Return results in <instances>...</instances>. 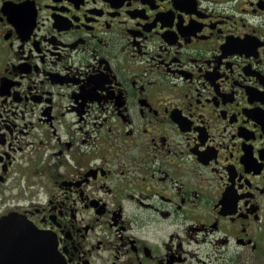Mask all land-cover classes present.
Wrapping results in <instances>:
<instances>
[{
    "label": "flooded vegetation",
    "instance_id": "1",
    "mask_svg": "<svg viewBox=\"0 0 264 264\" xmlns=\"http://www.w3.org/2000/svg\"><path fill=\"white\" fill-rule=\"evenodd\" d=\"M43 261L264 264V0H0V264Z\"/></svg>",
    "mask_w": 264,
    "mask_h": 264
},
{
    "label": "water",
    "instance_id": "2",
    "mask_svg": "<svg viewBox=\"0 0 264 264\" xmlns=\"http://www.w3.org/2000/svg\"><path fill=\"white\" fill-rule=\"evenodd\" d=\"M57 263V262H56ZM40 264H46V262L45 261H43V263H40Z\"/></svg>",
    "mask_w": 264,
    "mask_h": 264
}]
</instances>
